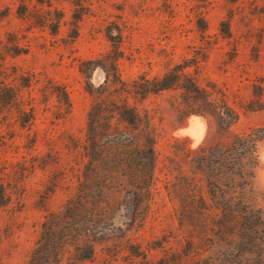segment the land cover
I'll list each match as a JSON object with an SVG mask.
<instances>
[{
  "label": "rangeland",
  "instance_id": "obj_1",
  "mask_svg": "<svg viewBox=\"0 0 264 264\" xmlns=\"http://www.w3.org/2000/svg\"><path fill=\"white\" fill-rule=\"evenodd\" d=\"M118 33L115 51L107 34ZM113 57L129 84L180 74L169 89L128 96L137 129L112 114L88 116L87 81L106 85ZM107 92L117 95L112 84ZM146 120L158 153L148 183L130 178L150 172L141 155L123 157L107 176L101 155L113 151L109 136L137 134L143 146ZM248 133L252 175L237 196L259 210L263 227L264 0H0V264H30L46 238L45 216L61 213L72 196L82 204L72 217L87 232L54 234V264H204L199 254L219 256L249 234H238V224L220 234L201 217L186 192L210 200L192 156ZM254 250L264 253V243Z\"/></svg>",
  "mask_w": 264,
  "mask_h": 264
},
{
  "label": "trees",
  "instance_id": "obj_2",
  "mask_svg": "<svg viewBox=\"0 0 264 264\" xmlns=\"http://www.w3.org/2000/svg\"><path fill=\"white\" fill-rule=\"evenodd\" d=\"M107 38L111 41L115 51H118L120 45L119 33L115 36L107 34ZM116 60L117 57L110 59L111 70L110 72H106V85L94 87L90 81H87V91L94 98V103L90 107L88 116L90 120L94 119L96 121L99 116L112 114L118 122L126 123L137 129L140 127L141 119L136 109L128 103V96L133 93L135 96L139 95L143 99L149 93L169 89L177 83L180 74L168 71L160 78L146 80L143 83L134 81L132 84H129L120 79L116 70ZM88 63L94 64V61L86 60L82 62V64ZM80 69L83 73V68ZM110 84L115 87L117 95L108 99L107 90ZM190 84L191 87L197 89L194 81ZM12 97L13 100H18L17 94H13ZM61 97L62 101L69 107L70 101L63 88H61ZM18 111H20L21 115H26L25 113H27V120L33 118L31 111L26 112L23 108H20ZM94 126L93 122L90 123L89 130H93ZM117 133L116 136H109L111 138L110 146L113 148V151L106 155L105 153L101 155V160L107 166V176H111L117 172L118 161L123 157L134 159V156L141 155V158L149 160L147 169L150 172L146 176L130 175V178L133 184L140 182L148 183V178L152 177L158 160L155 140L150 135L148 121H145V126L142 129V133L144 134L143 146L137 134ZM89 141L91 143L90 147L96 144L92 134L89 136ZM91 148L93 150L96 149L95 147ZM254 152L255 138L251 133L235 135L225 145H202L198 146L194 151L192 160L195 167L204 176V192L209 198L210 203L205 201V197L200 191L193 192L190 189L186 193L188 197L193 200L197 199L199 202V205L196 206L202 210L200 213L201 217L217 222L220 234H223L231 227L237 226V224L239 225L236 230L238 234H249L247 237H240L238 244L234 243L219 256H214L209 250L205 254H199L198 262L203 260L204 264H244L245 262H250L245 252H252L255 255L256 258L253 262H250L251 264H260V261L263 259L264 253L254 250L260 249L264 243V236L261 235L264 234V224L263 227L259 226L263 221L259 215V210L251 208L237 196V189L244 175H252V170L245 166V160L248 156H252ZM81 206V200L78 197L72 196L64 204L61 213L50 212L45 216L41 234H44L46 238L32 250L30 264H54L57 261V254L53 246L54 234H86L87 231L84 224L72 217ZM180 216L184 217L185 215L182 214ZM251 234H259L260 236L252 238ZM220 239L224 242L230 240L224 237ZM189 243L188 241L187 244ZM211 245L209 244L208 247H211ZM87 257H90V254Z\"/></svg>",
  "mask_w": 264,
  "mask_h": 264
},
{
  "label": "bare ground",
  "instance_id": "obj_3",
  "mask_svg": "<svg viewBox=\"0 0 264 264\" xmlns=\"http://www.w3.org/2000/svg\"><path fill=\"white\" fill-rule=\"evenodd\" d=\"M194 128V127H193ZM202 130V129H201Z\"/></svg>",
  "mask_w": 264,
  "mask_h": 264
}]
</instances>
